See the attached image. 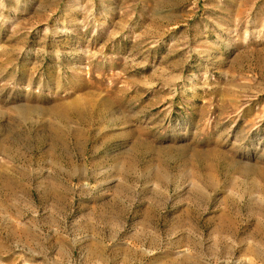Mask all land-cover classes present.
I'll list each match as a JSON object with an SVG mask.
<instances>
[{
  "label": "rangeland",
  "instance_id": "374dc122",
  "mask_svg": "<svg viewBox=\"0 0 264 264\" xmlns=\"http://www.w3.org/2000/svg\"><path fill=\"white\" fill-rule=\"evenodd\" d=\"M0 264H264V0H0Z\"/></svg>",
  "mask_w": 264,
  "mask_h": 264
}]
</instances>
